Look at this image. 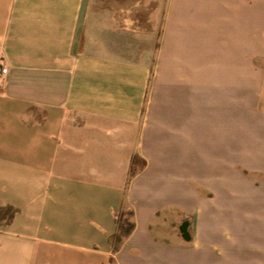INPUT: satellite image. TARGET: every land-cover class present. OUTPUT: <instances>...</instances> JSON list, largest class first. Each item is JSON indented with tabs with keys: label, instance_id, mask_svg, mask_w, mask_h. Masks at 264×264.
Wrapping results in <instances>:
<instances>
[{
	"label": "crops",
	"instance_id": "1",
	"mask_svg": "<svg viewBox=\"0 0 264 264\" xmlns=\"http://www.w3.org/2000/svg\"><path fill=\"white\" fill-rule=\"evenodd\" d=\"M0 61V264H264V0H0Z\"/></svg>",
	"mask_w": 264,
	"mask_h": 264
},
{
	"label": "trees",
	"instance_id": "2",
	"mask_svg": "<svg viewBox=\"0 0 264 264\" xmlns=\"http://www.w3.org/2000/svg\"><path fill=\"white\" fill-rule=\"evenodd\" d=\"M123 212H121V214L117 217V232L112 238V243L115 250H117L123 240L133 232L135 227L132 211H127L131 218L128 221L121 220V215L123 214ZM7 213H10V218H12L14 215V211L12 209H7Z\"/></svg>",
	"mask_w": 264,
	"mask_h": 264
},
{
	"label": "built area",
	"instance_id": "3",
	"mask_svg": "<svg viewBox=\"0 0 264 264\" xmlns=\"http://www.w3.org/2000/svg\"><path fill=\"white\" fill-rule=\"evenodd\" d=\"M9 73L8 68L4 65L2 61H0V88Z\"/></svg>",
	"mask_w": 264,
	"mask_h": 264
},
{
	"label": "water",
	"instance_id": "4",
	"mask_svg": "<svg viewBox=\"0 0 264 264\" xmlns=\"http://www.w3.org/2000/svg\"><path fill=\"white\" fill-rule=\"evenodd\" d=\"M188 228H189L188 222H184L180 227V232L182 233V236L186 241H190L191 239L189 232H188Z\"/></svg>",
	"mask_w": 264,
	"mask_h": 264
},
{
	"label": "rangeland",
	"instance_id": "5",
	"mask_svg": "<svg viewBox=\"0 0 264 264\" xmlns=\"http://www.w3.org/2000/svg\"><path fill=\"white\" fill-rule=\"evenodd\" d=\"M257 64H258V63H257ZM257 83H258V79H257ZM130 219H131V218H130L128 212H127V211L123 212V214L121 215V220H122V221H128V220H130Z\"/></svg>",
	"mask_w": 264,
	"mask_h": 264
}]
</instances>
